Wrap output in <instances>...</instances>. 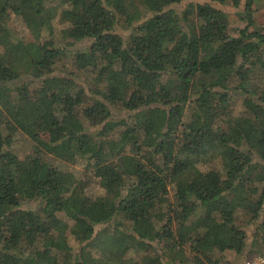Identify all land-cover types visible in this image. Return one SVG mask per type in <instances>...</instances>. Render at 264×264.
<instances>
[{
  "label": "trees",
  "instance_id": "16d2710c",
  "mask_svg": "<svg viewBox=\"0 0 264 264\" xmlns=\"http://www.w3.org/2000/svg\"><path fill=\"white\" fill-rule=\"evenodd\" d=\"M184 1L0 0V264L264 255V25Z\"/></svg>",
  "mask_w": 264,
  "mask_h": 264
},
{
  "label": "rangeland",
  "instance_id": "374dc122",
  "mask_svg": "<svg viewBox=\"0 0 264 264\" xmlns=\"http://www.w3.org/2000/svg\"><path fill=\"white\" fill-rule=\"evenodd\" d=\"M189 1L198 2V1H202V0H185L183 2V4L180 5L178 8L181 9L183 7L184 3H187ZM245 2H246V0H241L240 5L238 7H236V8L232 7V6H221L220 7L228 15L229 22H230L229 27L232 30L231 31V35H233V36H237L236 32L234 30L244 28L247 25L246 21L241 19V14L243 13L244 8H245V6H244ZM253 11H254L253 12V25L250 26L249 31H260V30H262V27L264 25V0H254ZM72 13H75V10H72ZM89 45H90V43H88L87 41H85V42L82 41L80 43L74 44L73 46H70L69 49L73 50V51H78V50H83L85 48H88ZM68 63H69V61H68ZM68 63H66V64H68ZM60 68H61L60 66H57V68L55 70L56 74L59 73ZM83 79H84V75L79 78L77 83L81 82ZM181 92H182L181 89L177 90L175 92V94H174L175 98L181 96L182 95ZM33 111L34 110H32V112ZM121 117H122L121 115L120 116H116L115 120L118 121L119 119H121ZM57 166H58V170H59V173H60L61 177H65V176H67L69 174H74L77 177H81L82 174H83L80 168L74 167V166L69 165V164L59 163V164H57ZM169 192H170L169 196L171 197L174 194V188L173 187L170 188ZM37 205L38 204H33V207H36ZM104 215L107 216L108 212L104 211L103 216ZM105 225L106 224H99L98 226H96L95 230L97 231L100 228H103ZM257 242H258L257 238L249 239L248 245L251 246L250 249H253L254 245L257 244ZM74 252L76 253V252H78V250H76ZM250 256H253V255H250ZM235 257H236L235 252L224 250V258L226 260L232 261V260L235 259ZM247 258H248V256H247Z\"/></svg>",
  "mask_w": 264,
  "mask_h": 264
},
{
  "label": "built area",
  "instance_id": "2783aa9c",
  "mask_svg": "<svg viewBox=\"0 0 264 264\" xmlns=\"http://www.w3.org/2000/svg\"><path fill=\"white\" fill-rule=\"evenodd\" d=\"M242 264H264V255H253L246 258Z\"/></svg>",
  "mask_w": 264,
  "mask_h": 264
}]
</instances>
